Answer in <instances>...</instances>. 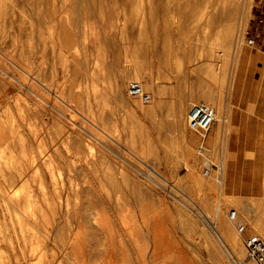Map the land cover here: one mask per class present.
I'll return each mask as SVG.
<instances>
[{"label": "rangeland", "instance_id": "rangeland-1", "mask_svg": "<svg viewBox=\"0 0 264 264\" xmlns=\"http://www.w3.org/2000/svg\"><path fill=\"white\" fill-rule=\"evenodd\" d=\"M253 2L0 0V264H79L80 226L89 264L109 240L116 264H256L229 217L222 117ZM196 102L216 110L207 160Z\"/></svg>", "mask_w": 264, "mask_h": 264}, {"label": "crops", "instance_id": "crops-1", "mask_svg": "<svg viewBox=\"0 0 264 264\" xmlns=\"http://www.w3.org/2000/svg\"><path fill=\"white\" fill-rule=\"evenodd\" d=\"M247 17L246 39H253L255 45L242 47L245 76L237 77L222 114L226 122L223 188L239 211L238 224L246 225L238 233L245 249L251 235L264 238V0H254Z\"/></svg>", "mask_w": 264, "mask_h": 264}, {"label": "built area", "instance_id": "built-area-1", "mask_svg": "<svg viewBox=\"0 0 264 264\" xmlns=\"http://www.w3.org/2000/svg\"><path fill=\"white\" fill-rule=\"evenodd\" d=\"M248 43L254 45V40H249ZM128 94L142 103L151 101V95L145 91L141 82H132L129 86ZM216 119L215 109L205 102L194 103L188 114L189 127L200 137L199 145L197 146L198 155L206 160L208 154L207 137ZM212 165L209 162L205 164L203 175L210 176ZM214 170H218L216 166ZM219 174H222L221 169H219ZM229 217L232 222L238 221V214L235 210L230 211ZM245 227V224H238L237 232H243ZM245 244L247 257L256 264H264V238L259 234H253L246 240Z\"/></svg>", "mask_w": 264, "mask_h": 264}, {"label": "bare ground", "instance_id": "bare-ground-1", "mask_svg": "<svg viewBox=\"0 0 264 264\" xmlns=\"http://www.w3.org/2000/svg\"><path fill=\"white\" fill-rule=\"evenodd\" d=\"M243 1V0H242ZM242 7V6H241ZM243 17V16H242ZM243 29V28H242ZM9 57H11V56H9ZM15 59V58H14ZM13 59V60H14ZM16 60V59H15ZM19 62V61H18ZM30 72V71H29ZM123 80V79H122ZM122 80H120V81H122ZM121 84H123V82L121 83ZM122 87H123V85H122ZM46 98V97H45ZM212 107V106H211ZM215 112H216V110H215ZM74 126V125H73ZM88 167V166H87ZM154 171H155V169L154 168H152ZM22 186H24V183H23V181L22 180H18L17 181V183H16V185L15 186H13V188H12V193H11V196L9 195V199L11 200V202L13 203V204H20V202H21V197H19L20 196V194L22 193ZM61 187V186H60ZM91 189V188H90ZM9 191V190H8ZM11 192V191H10ZM10 194V193H9ZM0 215H1V213H0ZM207 215V214H206ZM74 216V215H73ZM168 216V215H167ZM83 217V216H82ZM208 218H209V216H207ZM210 219V218H209ZM84 221V220H83ZM82 222V221H81ZM82 224H83V222H82ZM57 226V225H56ZM222 227V230H224V231H227L226 230V228H224L223 226H221ZM73 229V231H72V234H74L73 235V237H72V235H70L69 237H68V240H65L64 241V243H65V245L67 244V247H65L64 249H66V255L67 254H71L70 256H72V257H74L75 258V260H78V262H79V264H89V257H88V245H86V237L83 235V233H82V227L80 226V227H78V230L77 231H75V227L74 228H72ZM220 229V228H219ZM64 230V229H63ZM65 231V230H64ZM84 231V230H83ZM222 233V232H221ZM65 235H67V234H65ZM55 236H57V235H55ZM66 237V236H65ZM67 238V237H66ZM223 240L224 241H227L229 244H227V245H229L230 247H231V250L233 249L234 250V248H235V242L233 241L232 243H230V241H229V239L230 238H228L227 236H226V234H224L223 235ZM163 242V241H162ZM170 242V241H169ZM88 243V242H87ZM105 245H107V247H106V249L104 250V254H105V264H116V257H115V255L113 254V252L111 251L112 249H111V247H110V245H111V243H110V240L109 241H107L106 242V244ZM62 247V246H61ZM229 247V248H230ZM182 249V248H181ZM169 250H170V247H169ZM173 250H176V248L175 249H173ZM179 250V249H178ZM183 250V249H182ZM232 250V251H233ZM236 250V249H235ZM10 251V250H9ZM94 252V251H93ZM170 252V251H169ZM172 252V251H171ZM177 252V251H176ZM234 252V251H233ZM97 253L98 252H94V255H97ZM99 255V254H98ZM68 257H69V255H67ZM59 258V256H56L55 257V259L54 260H52L53 262H55L56 263V261H58L57 259ZM95 258V257H94ZM237 259H239V258H237ZM240 260V259H239ZM239 262V261H238ZM18 263V262H17ZM26 263H29V260H26V259H24V264H26ZM136 263V262H135ZM13 264H14V262H13ZM134 264V263H133ZM140 264V263H139Z\"/></svg>", "mask_w": 264, "mask_h": 264}]
</instances>
